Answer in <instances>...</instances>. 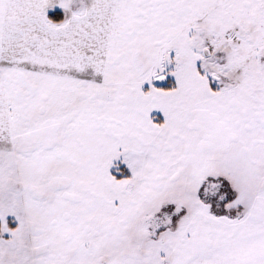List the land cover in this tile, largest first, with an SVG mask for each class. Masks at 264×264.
<instances>
[{
	"label": "snow or ice",
	"instance_id": "1",
	"mask_svg": "<svg viewBox=\"0 0 264 264\" xmlns=\"http://www.w3.org/2000/svg\"><path fill=\"white\" fill-rule=\"evenodd\" d=\"M0 264H264V0H0Z\"/></svg>",
	"mask_w": 264,
	"mask_h": 264
}]
</instances>
